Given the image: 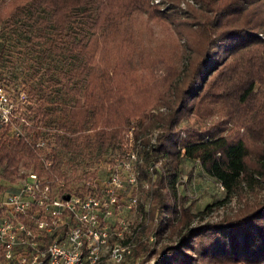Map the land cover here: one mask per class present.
<instances>
[{
    "label": "trees",
    "instance_id": "obj_1",
    "mask_svg": "<svg viewBox=\"0 0 264 264\" xmlns=\"http://www.w3.org/2000/svg\"><path fill=\"white\" fill-rule=\"evenodd\" d=\"M194 1L200 5L163 11L149 0H0V62L26 48L37 82L27 88L0 77L15 100L23 91L34 102L23 104L22 134L0 125V191L8 190L2 181L12 186L35 172L61 196L88 193L96 166L125 153L129 130L151 203L138 204L142 218L119 239L131 248L118 264H264V0ZM142 14L165 19L183 43L179 70L162 61L148 67L156 83L151 109L131 107L138 86L117 81L139 69L132 54L109 60L100 45L114 23ZM155 26H147L152 36ZM191 113L221 119L198 130L184 122ZM184 159L222 186V201L191 211L178 191ZM232 200L234 212L202 219Z\"/></svg>",
    "mask_w": 264,
    "mask_h": 264
},
{
    "label": "built area",
    "instance_id": "obj_2",
    "mask_svg": "<svg viewBox=\"0 0 264 264\" xmlns=\"http://www.w3.org/2000/svg\"><path fill=\"white\" fill-rule=\"evenodd\" d=\"M13 93L0 83V124H8L13 134L20 135L28 122L16 114V101L24 92L16 100ZM36 144L43 147L45 142L40 139ZM114 160L102 176L87 183L91 185L88 193L61 196L35 172L0 191V264H96L103 258L112 264L121 262L131 245L119 239L131 229L119 213L136 205L132 190L138 184V156L130 148Z\"/></svg>",
    "mask_w": 264,
    "mask_h": 264
},
{
    "label": "rangeland",
    "instance_id": "obj_3",
    "mask_svg": "<svg viewBox=\"0 0 264 264\" xmlns=\"http://www.w3.org/2000/svg\"><path fill=\"white\" fill-rule=\"evenodd\" d=\"M149 1L152 3V5L158 6V8L163 11H166L170 6H175V9L184 11L186 10L187 4H193L194 6L200 5V3H196L194 0H181L178 3L170 0H159L160 2H158V0ZM150 23L156 24V36H152L150 34V29L147 27ZM166 23L168 22H166L165 19H155L153 16L148 17L144 14L139 15L138 18H133L130 21L126 19H120L118 22L114 23L110 29H108L107 36L101 40V51L104 55H106L105 57L109 58V60H114L116 57H123L126 52H130L132 54L131 61L133 63L139 64V69L134 74L129 72L117 77L118 82L126 83L131 81L130 84L138 86V90L134 92V95L130 98L129 105L131 107H138L141 105L150 107V109L153 107V102L155 100V92L153 90L156 86V83L153 81L155 77L148 67H154L155 65L159 64L160 61H162L164 64L175 65L174 71L179 70V65L183 60L181 56V48H183V43L180 39L175 38L172 33L173 29H171ZM160 25L163 26L160 27ZM135 34L137 36H133ZM258 35L264 39V35L261 32H259ZM11 53L12 54H9L4 60L0 62V77L10 79L13 83H15V85L18 86H22L23 83L27 85V88L30 86H35L37 82L32 78V67L29 62L30 56L28 55L26 48L15 47ZM30 76L33 80L29 79ZM24 87L27 90L26 86ZM23 95L25 96L26 94L23 93L20 95L19 100L16 101L17 115L23 111V104L29 107L34 105V102H27L26 98L25 100L22 99ZM232 117H234V114ZM232 117L228 118L227 120L233 124V122L230 120ZM209 118L202 119L191 113L186 116L184 122L189 124V126L193 127L194 129L203 130L212 125V122L217 118L221 119V116L213 115ZM17 122H19V119ZM17 126L20 128L19 125ZM225 127L228 128V126ZM156 132L157 130H155L153 134L150 133V135L154 137ZM8 133L15 135L13 134V131L10 129V127L8 128ZM128 133L129 130L125 131L123 134V139L121 141L122 150L126 151L131 148L137 151L138 149L134 146L135 144H133V133H131V136H129ZM117 156L119 155H116L115 157ZM115 157L106 163L101 162L96 166L95 178L102 176L106 165L113 163L115 161ZM47 161L50 165L51 160ZM76 167L78 168V173H81L83 169L82 165ZM190 172L191 177H189ZM20 181L21 180H17L13 182L12 185L19 183ZM2 182L8 185V189H10L11 183L4 181ZM178 191L182 195H186L188 197L187 205L191 203L190 205L192 212L202 210L212 201H222L225 196V192L220 187L219 183L203 173L200 165L198 163H194V161L190 159H184L182 163ZM150 192L151 187L149 182L144 181L137 184L134 192L136 197V205L133 207V209H123L122 212L123 216L127 221H129V223L134 224V222L142 218L143 213L139 210L138 204L142 203L143 208L148 209L149 204L151 203ZM129 194L130 189L126 190L125 194L123 195V204H126ZM238 206L239 204L237 200H232L230 202L226 201L224 204L217 203L215 207H212L211 211L202 213L201 216H203L202 219L205 220H215L225 214L234 212ZM108 264L112 263L108 262Z\"/></svg>",
    "mask_w": 264,
    "mask_h": 264
}]
</instances>
